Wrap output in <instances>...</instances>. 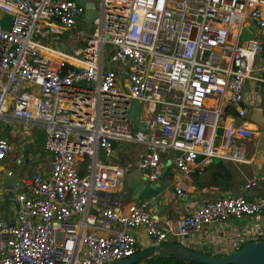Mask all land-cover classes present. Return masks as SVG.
<instances>
[{"label":"built area","instance_id":"1","mask_svg":"<svg viewBox=\"0 0 264 264\" xmlns=\"http://www.w3.org/2000/svg\"><path fill=\"white\" fill-rule=\"evenodd\" d=\"M85 1L97 11L89 25ZM4 14L0 121L41 126L50 158L47 171L12 185L0 264H110L139 253L137 229L162 243L264 211V197L241 194L205 200L179 219L145 200L123 211L114 190L126 171L112 162L116 143L143 146L138 169L151 183L166 155L184 176L199 162L247 163L256 132L247 119L264 103V0H0V23ZM12 148L0 139V164Z\"/></svg>","mask_w":264,"mask_h":264},{"label":"crops","instance_id":"2","mask_svg":"<svg viewBox=\"0 0 264 264\" xmlns=\"http://www.w3.org/2000/svg\"><path fill=\"white\" fill-rule=\"evenodd\" d=\"M75 63L78 64L77 61H75ZM247 87L249 89V86H246V90H248ZM261 88H264V86H261L259 91ZM263 105L264 103L261 105L262 111ZM261 113L253 115L251 119H247L246 126L256 130L255 138L247 143V163L233 164L214 160L207 165H203L199 162L196 165L197 167L194 173L184 176L176 171L171 163V159H169L170 156L166 155L165 158H163V168L168 169L165 182L169 186L160 196L161 200L158 204V209H154L150 206L149 200H145L148 202L150 210L159 212L163 218L179 219L195 210L197 206L205 200L217 199L222 196L231 197L239 194L243 195L248 200H257L258 198L264 197V136L261 133V130H264V114L261 116ZM2 136L8 139L5 135ZM11 145L13 151L16 144L11 143ZM132 145L138 147V151L134 153L133 157L136 160L135 166L138 168L140 155L144 148L141 145ZM16 147L19 149L20 153L13 154L11 151L7 156V159L11 157L15 162L21 155H23L24 158V151L20 148L21 145H17ZM115 149V155L112 161L114 164L122 166L126 171V175L122 183H120L114 191H122L124 195L122 210L126 211L128 205L143 201L127 196L129 189L137 185L142 178L138 179L134 173L130 174V169L132 168L131 157L133 155V153H131V146L123 143H116ZM49 158L48 156V160ZM29 161H31V154L27 153V162L25 161V163ZM0 171H4V173L11 172L19 179V174L12 170H6L1 165ZM32 173H34V171H29L28 173L23 172L21 178H29ZM251 182L256 183V186L244 189V185ZM179 187L183 188L181 195H177L176 193ZM107 196H111V193L103 194V197ZM3 201L4 197L0 199V204L3 203ZM0 207V217L2 218L6 216L8 209H5V207L1 205ZM98 208L99 206L95 208L90 206L89 214H96ZM241 220H244L246 224L243 225L242 223L244 222L240 220L229 219L224 223H214L206 226L199 235H192L186 239L168 238L162 243H156L151 240L145 235L142 229L135 230L134 235L138 239L139 252L156 247L160 244H173L183 245L189 250L203 255L221 257L230 255L249 243L264 239V211ZM149 262L150 261H145L139 264H149ZM183 263L186 264V262Z\"/></svg>","mask_w":264,"mask_h":264},{"label":"water","instance_id":"3","mask_svg":"<svg viewBox=\"0 0 264 264\" xmlns=\"http://www.w3.org/2000/svg\"><path fill=\"white\" fill-rule=\"evenodd\" d=\"M85 6L84 22L89 25L97 17V11L94 8V3L91 1L83 2ZM1 26L5 30H9L11 27V16L4 14L1 21ZM253 30V29H251ZM242 37L244 40H249L251 34L246 30L243 31ZM79 86H84V82H80ZM248 89V87H247ZM133 107L130 113L131 121H138L139 113V103L133 101ZM140 127V126H139ZM142 128L140 127L141 131ZM4 136L0 139L4 140ZM28 150H24V158L27 162ZM168 174V169L163 168V174L159 180L155 183H151L146 179H142L137 185L132 189H129L127 196L133 199L149 200L150 206L154 209H158L161 194L168 189V184L165 182V178ZM18 177L13 174L3 173L1 176V189L4 197L3 203L0 205L2 207H8L9 196L11 194L12 185L17 181ZM2 219L5 221L8 219L7 216H3ZM243 225H245L244 220ZM174 258L176 260L194 263V264H264V239L257 240L255 242L249 243L236 252L225 255L221 257L208 256L200 253L193 252L183 245H173V244H160L156 247L143 250L132 257L114 261L110 264H139L145 261H151L153 259H169Z\"/></svg>","mask_w":264,"mask_h":264},{"label":"rangeland","instance_id":"4","mask_svg":"<svg viewBox=\"0 0 264 264\" xmlns=\"http://www.w3.org/2000/svg\"><path fill=\"white\" fill-rule=\"evenodd\" d=\"M83 29L91 30L92 27H88L86 25L82 26ZM71 41L65 39L61 40L58 39L56 43L58 46L64 50L68 51L72 45L70 44ZM261 94L264 95V88L260 89ZM264 114V105H263V111L260 114L263 116ZM132 127L133 130L139 131L140 127L137 120L132 121ZM262 135L264 136V130H261ZM2 135H5L10 142L13 144L15 143V148L12 151L13 154H19L20 151L16 147L17 145H21V149L28 150L31 154V161L28 163H25V161L21 165H17L14 159H6L4 162H2L0 165L3 166L6 170H12L15 173L19 174V179L21 180V176L23 172L28 173L29 171L34 172H42L47 171L49 168V160H48V153L44 151V129L39 125H27L24 123H17L13 122L11 120H5L0 121V137ZM131 146V153L132 155V168L130 169V174H135V176L138 179H144L141 173L139 172V169L136 168V160L133 158L134 153H137L138 147L136 145L129 144ZM171 159V158H169ZM113 162V161H112ZM4 173V171L0 172V183H1V176ZM0 199H3V197H0ZM9 207H6L8 209ZM0 213H1V207H0Z\"/></svg>","mask_w":264,"mask_h":264},{"label":"trees","instance_id":"5","mask_svg":"<svg viewBox=\"0 0 264 264\" xmlns=\"http://www.w3.org/2000/svg\"><path fill=\"white\" fill-rule=\"evenodd\" d=\"M149 264H185L181 261H178L174 258H169V259H156L153 261H150ZM189 264V263H186Z\"/></svg>","mask_w":264,"mask_h":264}]
</instances>
